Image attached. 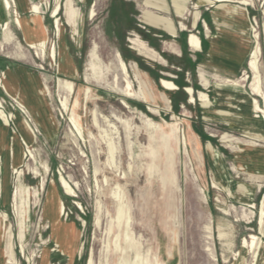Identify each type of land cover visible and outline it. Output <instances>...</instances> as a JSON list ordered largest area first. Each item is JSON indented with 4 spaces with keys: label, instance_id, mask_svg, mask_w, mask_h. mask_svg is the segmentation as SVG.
<instances>
[{
    "label": "rangeland",
    "instance_id": "rangeland-1",
    "mask_svg": "<svg viewBox=\"0 0 264 264\" xmlns=\"http://www.w3.org/2000/svg\"><path fill=\"white\" fill-rule=\"evenodd\" d=\"M22 1L20 5L17 0V7L25 19L32 16L28 5H40V15L49 32L48 46L55 45L58 52L66 53L79 75L73 77L59 71V56L52 63L48 56L37 55L13 20L14 3L7 15L8 23L0 16V75L12 70L11 82L16 85L14 92L18 97L6 90L1 80L2 108L9 116L12 112L21 114L35 132L33 143L27 147L21 136L14 139L19 134L14 120L6 124L0 115V128L5 130L0 142V214H6L4 228L0 230V264H43L47 249L51 251V264H88L91 258L93 264H251L253 253L243 251L242 244L244 239L251 241L252 234L264 242V233L258 225L259 201L264 191V141L245 136L244 128L250 123L255 131L264 132L261 112L253 107L252 101L263 103L256 95L248 94L250 78L244 80L242 75L243 70L250 74L246 65L233 74L222 65L220 68L200 63L207 52L204 22L210 33L234 37L235 43L242 44L241 36H236L231 24H217L212 19L215 3L183 0L178 5L185 6L186 18L175 13L171 0H165L167 10L148 8L152 13L171 17L179 28L184 24L177 37L166 34L155 37L158 39L155 46L142 34L147 30L141 20L145 0ZM94 4L97 14L90 18ZM246 7L249 20L260 35L264 66V0H252ZM58 8L61 37L54 27L53 14ZM196 10L200 11V18L194 26ZM132 32L157 50L166 64L132 49L128 40ZM190 32L203 41L202 51L188 46ZM252 37L255 42L253 33ZM166 42L175 43L180 55L167 49ZM118 52L129 64L133 97L123 94L126 83L116 58ZM91 55L97 57L95 63L100 70L89 83L84 75ZM132 62H136L137 69ZM22 69L47 85L49 92L45 98L38 99L31 92ZM200 70L209 78L207 90L202 87ZM138 71L154 93V101L146 102L139 94ZM116 75L119 83L114 91L111 81ZM59 78L75 84L71 107L80 116L83 138L75 134L70 120L72 112H64L60 105ZM162 78L173 80L180 88L165 89L160 82ZM238 78L243 79L238 80L243 87L230 85V80ZM216 84L223 92L235 94L234 97L227 99L226 94L218 92L217 101H213ZM88 86L91 92L87 99ZM186 86L195 90L194 104L188 102ZM201 91L212 98L209 97L213 105L207 113L198 101ZM162 93L170 99V107L161 99ZM75 99L79 101L77 106ZM47 106L58 124L53 114L46 115ZM94 112L101 127L93 123ZM102 116L107 117L110 126ZM252 119L257 121L251 122ZM223 132L231 135L223 138L220 135ZM109 141L116 145L114 161L120 167L108 162ZM207 142L221 153V179L215 178V162L207 151ZM24 150L28 155L21 160ZM61 175L75 187L76 196L64 192ZM43 179L45 187L41 189ZM220 181L218 189L216 182ZM54 185L65 206L62 221L82 230L81 251L71 262L66 253L68 239L64 238L63 250L56 246L61 238L55 236L51 240L49 222L54 208L52 203L48 205L47 197ZM241 185L253 192L251 201L238 193ZM116 186H121L118 191L126 205V216L121 221L114 197ZM251 203L256 207H250ZM98 216L100 223L96 226ZM220 232L225 233L224 238ZM259 264H264V255Z\"/></svg>",
    "mask_w": 264,
    "mask_h": 264
},
{
    "label": "bare ground",
    "instance_id": "bare-ground-1",
    "mask_svg": "<svg viewBox=\"0 0 264 264\" xmlns=\"http://www.w3.org/2000/svg\"><path fill=\"white\" fill-rule=\"evenodd\" d=\"M224 1H233V2H238L240 4H243V5H251V1L252 0H198V4L199 3L200 4H204V3H206V4H214L215 2H224ZM18 2H19L20 5H21V3H23L22 0H18ZM18 2H17V0H0V16H1V18H3L4 21H6V23H8L7 22V15L9 14V11L12 10L13 3H14L15 4V8L12 11L13 20H14L15 24L17 25V27L23 32L24 37H25V41L28 43V45L32 49L36 50L37 55L39 54V55L43 56L44 58L46 56H48L50 58V60L52 61V63H54V62L56 63L57 62V57L59 56V60H60L59 71L69 72L71 76H76L77 75L76 69H75L73 63L71 62V60L68 59L67 54L62 52V51L58 52V50H57L55 45L48 46L49 32H48L47 26L45 25V23L43 21L42 16L40 15V12H41L40 11V5L39 4H35V3L28 5L27 8L29 9L30 12H32V16L29 17L28 19H25L24 17H22V15H21L18 7H17ZM158 6H159V4H158ZM166 6H167V4H166ZM244 10L246 11V9H244ZM89 11H90V9H89ZM69 12H71V11H69ZM58 13H59V8L56 9L54 14H53L55 16V18H56V20H55L56 25L54 27H56V34L59 37H61L62 28H60L59 23H58V18H57L58 17ZM96 14L97 13H96L95 4H94L92 9H91V11H90L89 16H90V18H94L96 16ZM73 16H75V15H73ZM196 17H198V13L196 14ZM213 18H214V16H213ZM248 27H249V31L251 32V35L253 33V36L255 38V45H254V47H252V49L250 51V54H248L249 58L247 59L248 60V65L247 66L249 68L250 74H246L245 77H244V80L247 77L250 78V88H251L252 94L256 95L257 97H259L261 99L262 103H263L262 105L259 104V102L256 99H253V101H252L253 107L258 112H261V117H262V120L264 122V90L262 88V76H261V70H260V61H261V56H262L263 51H262L261 44H260V41H259L260 35H259V33H258L257 29H256V26L254 24L250 23ZM188 39H189L190 44L193 47H195V48H199L200 47V38L196 34L190 33ZM235 44H237V43H235ZM60 49H61V47H60ZM217 52H215V53H217ZM116 58L118 60V63H119V66H120V70H121V73H122L121 74L122 75V80H124V82L126 83L125 87H124V95L129 96V97H133L134 94H135L134 91H133V81L131 80L130 72H129L127 63H126V61L124 60L123 56L120 53H117ZM218 61H220V60L218 59ZM217 65H219V63ZM20 72L23 75L24 79L27 81V84H28L31 92L38 99L45 98V96L49 92L47 85L44 82H42L41 80H39L38 77L29 76L28 74H26L24 69H22V71L20 70ZM7 74L10 76V78L8 77ZM25 75H27V76H25ZM11 77H12V70H8L7 73L5 72V73H3V75H0V82L2 80V83L4 84L6 90H8L9 92L13 93L14 92V88L16 87V85L12 84ZM115 77H116V79L114 80V87L113 88H118L119 78H118V76H115ZM230 82H231L230 85L243 87V85L240 84L238 81L230 80ZM161 84L164 86V88H166L168 90H176V89L180 88L175 82L167 80V79H162L161 80ZM59 87H60V91H61L59 93V95H60V98H59L60 105H61V107H62L64 112H70V111L72 112L70 120L72 121V123L74 125L75 134L79 138H83L84 137V128H83L82 122L80 120V116L78 115V113H76V110L72 109V107H71V100H72L73 95L75 93L74 83L72 81L62 80L61 78H59ZM218 89H219L218 92L221 95L223 91L220 88H218ZM187 92H190L191 94H193L194 90L192 88H188ZM89 93H90V90L87 89V98H88ZM234 95L235 94H233V96ZM14 96L17 97L15 92H14ZM199 100H200L202 108L205 110V113H207L206 110L210 109V107L213 105L212 101L209 98V95L206 92L201 91ZM190 102H195V98L193 96L191 97ZM246 102H248V106H251V102L248 101V98H247ZM78 103H79V101L77 99L75 106H77ZM125 105L127 106L126 103H125ZM2 106H3L2 105V100L0 99V115H1L2 119L4 120V122L6 124H9L10 120H14V122L16 124V127H17L16 129H18L19 134L16 135L14 137V139H16L17 137L21 136L23 138V140H24L23 141L24 144L27 145V147H29L33 143V141L35 139L34 130L30 126L28 121L21 114H19L18 112L17 113L12 112L11 116H9L3 110ZM151 108H153L154 111L159 112V110L157 108H155V107H151ZM217 111L219 113L221 112L219 110H217ZM224 113L225 114H229L228 112H224ZM48 114H50V113L46 112V115H48ZM102 117L104 118L103 120H104V122H106L107 126H110V123H109L107 117H104V116H102ZM205 118L209 120V117L206 116V115H205ZM147 120L149 122L155 124L154 121H151V119H147ZM93 123H94L95 126L101 127V124L99 123V116L97 115L96 112H94V115H93ZM248 126H245V128H244L245 136L252 137V138H257V139H260V140L264 141V132L255 131V129H253V125H252V127H250V123H249ZM3 134H5V130L0 128V142L4 140L3 139ZM226 137H228L227 134H224L223 138H226ZM108 146H110V155H109V158H108L109 164L111 166H113V167H119V164L114 161V151L116 149V145L114 144L113 141H109ZM206 146H207L208 153L211 155V158L214 160V162H216V165L219 166L220 162L222 161L221 153L213 146V144L211 142H207ZM7 148H9L8 145H7ZM0 152H1V148H0ZM16 154H18V153H16ZM25 155H28L26 150H24L22 152L21 160H23ZM31 155H32V153H31ZM130 168L131 169L133 168V165L131 163H130ZM45 169L48 170V167L46 165H45ZM36 173H39V172L36 171ZM60 183H61V186L63 187L64 192L66 194L71 195V196H76V189H75V187L73 185H71L70 181L67 178H65L64 176L61 175ZM216 183H217V187L216 188L220 189L221 186H219L220 185L219 183H221V181L220 182H216ZM216 183H215V186H216ZM40 187H41V189H44V187H45L44 179L41 180ZM120 187L121 186H116V190L114 191V197L118 201V206H117V214L118 215H117V217L121 221L124 218V216H126V211H125L126 205H125V201H123V195H121L120 191H118V189ZM240 187L241 188L238 191V193L240 195H242L243 197H245L248 201H251V198L253 196V192H251L250 189H248V188H246V187H244L242 185ZM53 188L54 189L51 192L50 197H47L48 198L47 199L48 205L52 203L53 208H54V211H53L54 214H53L52 221L49 222L51 224V229H52L51 240H53V238L55 236L58 237V238H61V240H59V239L57 240L56 246L58 248H62V250H63V248H64V246H63L64 245V238H67L69 246H67L66 253L69 256L70 261H73V258L75 256V254L77 252L81 251L80 250L81 249V247H80L81 243L79 242V239L81 237V230H79L73 223H71L70 225L67 226L62 221L61 214H65V206H64V203L62 201H60V199L58 197L57 191L55 189V185H54ZM0 203H1V199H0ZM78 204L80 205L79 202H77V205ZM80 207H81V205H80ZM250 207H256V206H255L254 203H251ZM16 208H17V206H16ZM5 216H6L5 212L0 214V230H3V228H4L3 227V221H4V217ZM95 223H96V226H99V223H100V217L99 216L97 217ZM258 225L260 227L261 232L264 233V191L262 192V195H261L260 201H259ZM219 235H220L221 238L225 237V233L224 232H220ZM62 238H63V240H62ZM250 238H251V241H249L247 239L243 240V244H242L243 251L248 249V251L250 253H253V259H252V263L251 264H259V261L262 260V257L264 255V242L262 240L259 241V238L256 235H254V234H252ZM49 252H50V250L47 249L45 254H44L43 264H50L49 263V258H48ZM33 256H34V254H33ZM88 264H93V259L92 258L89 260ZM234 264H236V263H234Z\"/></svg>",
    "mask_w": 264,
    "mask_h": 264
},
{
    "label": "crops",
    "instance_id": "crops-1",
    "mask_svg": "<svg viewBox=\"0 0 264 264\" xmlns=\"http://www.w3.org/2000/svg\"><path fill=\"white\" fill-rule=\"evenodd\" d=\"M152 1L151 0H145V9H143L144 13L141 15V20L145 23V29H147V30H145L143 33L140 30V32L143 34V36L149 42H153V44H155V46H158V44H157L158 43V39H156L155 37H163V36H165V34L173 36V37H177L179 31H182V28L184 27V24H183V22H181L183 24L182 25L183 27L181 26L182 28H179V27L176 26L174 21H172L173 19L171 17L165 16V15H158V14H155V13H152L151 11H149L150 9L148 10V8H152V7L153 8H157V9H161V10H167L168 9L167 8L168 5L166 6L167 3H166L165 0H152ZM171 2H172V5H173L175 13L181 18H186V16L188 14L184 15L185 6L184 7H180L178 5V3L183 2V0H178V1L177 0H171ZM227 2H233V1H224V2H221L219 4L217 2H215L216 9L215 10L214 9L211 10L212 19L217 24H221V25H224L226 23L231 24L235 28L236 36H242L243 37V38L241 37L242 44H239V45H238V43L235 44L236 40L234 39V37L233 38H229V37H226L225 34L221 35V34H218V33L217 34L210 33V29H209L207 23L204 22L203 23V27H204V30L206 31V34L208 35V40L204 41L205 48L207 49V53H205L204 58H203V60L200 63L201 64H204V63L213 64L214 66H217V67H220V68H221V65H222V67L227 69L228 72L236 74L242 68L243 65H246V69H247V67H248L247 66L248 65V60L247 59L249 58L248 54H250V51H251L252 47H254V43L255 42L253 40V37H252V39L250 38V36H252V35H251V32L249 31V27L248 26H249V24L251 22L249 20L248 9L246 7L247 5H243V4L235 5V4H230V3H227ZM158 4H159V6H158ZM244 9H246L247 12ZM197 13H198V17H196ZM213 16H214V18H213ZM199 18H200V11L196 10L195 13H194V20H193V25L194 26L198 25ZM147 26L149 28H147ZM190 33L196 34L195 32H190ZM189 34H188V37H189ZM188 37H187V44H188V46L191 49H193L195 51H202L203 50V41L201 40V38L199 36L198 37L200 38V47L201 48L200 47L199 48L193 47L190 44ZM128 40H129L131 48L134 49L139 55H141L143 57H146V58H148L150 60H154V61L166 64L167 61L165 60V58H163L161 56V54L157 50L152 48L146 42V40L142 39L136 32H132V34L129 36ZM159 40L161 41V39H159ZM251 41L253 42V46L252 47H250V42ZM165 44H166L165 45L166 48L169 49L172 53L180 55V54H178V53H180L179 48H178V46L175 43L166 42ZM162 51H164V50H162ZM215 52H217V53H215ZM118 53H120V52H118ZM90 57H91L90 66L87 67V68L85 67V75H84V79L86 80V82H89V83L93 82V76L97 75L99 73V70H100V68L97 67V65L95 63L97 57L94 56V55H91ZM218 59L220 61H218ZM218 63H219V65H217ZM127 66H128L129 72H130V67H129L128 63H127ZM132 67L136 68V69L138 68L136 62H132ZM260 70H261V76H262V88L264 90V66H263V63H262V58H261V61H260ZM76 72H77V75L73 76V77H77L79 75L77 70H76ZM242 72H243L242 75H244V76L246 74H248L247 70H243ZM62 73L66 74V75H70L69 72H64L63 71ZM116 76H118V75H116ZM199 76H200V79H201V83H202L203 89L207 90L208 88H210L209 78L206 76V74H205V72L203 70H200ZM136 77H137V81L139 83V86H138L139 94L145 99L146 102L154 101L155 100V95L149 89L147 81L144 78H142L141 73L139 71L136 73ZM115 79H116V77L114 76L112 78V81H111V87L112 88L114 87V80ZM162 79H165V78H162ZM167 80H170V79H167ZM234 80L238 81V80H243V79H239L238 78V79H234ZM170 81H173V80H170ZM118 83H119V81H118ZM74 86H75V84H74ZM249 86H248V88H249ZM214 87H215L214 88L215 97L212 99L209 93H208V95L213 101H217V95H218V90L219 89L217 87V84ZM188 88H192L194 90L193 87L186 86L185 87L186 92H187ZM87 89L90 90V92H91V87L88 86V87L85 88L86 98H87ZM115 89L116 88H113L114 91H115ZM249 89H250V93H248V94L250 95V97H252L253 94L251 92V88H249ZM169 91H171V90H169ZM187 93L189 95L188 102L190 104H194L197 101V99L195 98V90H194L193 94H191L190 92H187ZM223 93L226 94L227 99L231 98V96H233V94L231 92H229V91H224ZM123 94H124V92H123ZM192 96L195 98V102H190V99H191ZM240 96L244 97L242 95H240ZM161 99L163 101L167 102L169 104V107H170V99L167 97L166 93H162L161 94ZM76 100L77 99H75V102H76ZM198 101H199V99H198ZM48 109H49V113L53 114L49 107H48ZM250 111H252V110H250ZM253 112H255V111H253ZM53 116H54V114H53ZM54 118H55V116H54ZM214 118L220 119V117H216V116H214ZM214 118H212V119H214ZM55 120H56V118H55ZM252 121L254 122V121H257V120L252 119L251 122ZM56 122H57V120H56ZM57 124H58V122H57ZM58 129H59V125H58ZM224 134L231 135L230 133L223 132V133L220 134V135H222L221 137H223ZM225 142H226V140H225ZM214 165L215 166H213V167L215 168V173H214L215 178H220L221 179V176L219 174V166L216 165V162H215ZM119 167H120V164H119ZM75 226L78 228L77 225H75ZM79 230H81V229H79ZM81 237H82V230H81ZM81 237L79 239L80 243H81ZM50 255H51V251L49 252V263L51 264ZM69 260H70V258H69Z\"/></svg>",
    "mask_w": 264,
    "mask_h": 264
}]
</instances>
